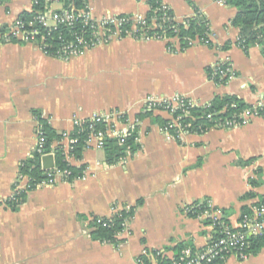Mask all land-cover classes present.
Segmentation results:
<instances>
[{"label":"crops","instance_id":"crops-1","mask_svg":"<svg viewBox=\"0 0 264 264\" xmlns=\"http://www.w3.org/2000/svg\"><path fill=\"white\" fill-rule=\"evenodd\" d=\"M162 1L177 22L203 14L212 46L196 42L172 52L167 40L125 37L59 59L33 43L0 44L1 201L12 196L19 181L25 187L20 165L32 155L42 122L59 133L73 128L74 117L115 110L132 122L148 96L183 95L198 104L225 94L251 104L262 100L264 58L258 46L245 52L238 44V29L230 24L235 7L225 0ZM32 3L0 0V27L15 22ZM87 5L95 17L145 16L148 11L146 0H87ZM61 7L56 0L51 3L55 10ZM217 63L231 66L233 76L225 83L207 74ZM156 116L170 119L155 110L137 120L133 154L107 164L103 150L92 146L81 159H70L74 166L84 165L82 177L37 185L16 209L2 203L0 264H136L145 250L180 241L202 248L212 227L185 209L203 200L226 211L230 225L237 227L243 207L264 198V117L228 129L183 133L176 140L161 130ZM249 178L259 183L250 186ZM248 192L252 195L245 196ZM137 202L117 245L91 237V217H108L113 209ZM166 253L173 256L172 250ZM222 264H264V249L245 259L230 255Z\"/></svg>","mask_w":264,"mask_h":264},{"label":"trees","instance_id":"trees-1","mask_svg":"<svg viewBox=\"0 0 264 264\" xmlns=\"http://www.w3.org/2000/svg\"><path fill=\"white\" fill-rule=\"evenodd\" d=\"M60 2L63 8L74 7L76 9H82L87 0H56ZM226 4L236 8L235 15L231 18L230 24L238 29L239 37L238 44L247 52L251 46H258L263 58H264V0H225ZM31 9L28 11H22L18 15V20L24 22L26 25L29 21L33 20L44 8V0H32ZM148 11L145 14L146 25L137 26V32L132 35L134 38H141V33L145 34L144 37L150 39H164V38H176V44L178 49L170 41H167V48L172 52L184 51L191 46V40H197L202 43L204 39L210 34L209 22L207 18L199 13L195 12L194 15L184 18L182 21L177 22L174 19L172 10L163 3L162 0H146ZM164 16H170L169 19L162 20ZM155 21V22H154ZM82 25L79 19L76 23L75 29ZM4 27V26H3ZM38 29H42L40 25H36ZM130 29V23L121 25V36L124 37L126 30ZM64 24L59 23L56 29H51L47 38L48 47L50 50V57L57 58L51 51L55 50L62 44V40L72 39L73 31ZM61 36L62 39H58ZM36 37L40 38L41 34ZM14 41V40H12ZM208 46H212L211 43ZM226 43L223 48H227ZM223 67V66H221ZM215 66L207 69V74L212 79L215 72ZM216 83H225L227 79H212ZM264 102V97L262 98ZM244 112L248 114H255L257 116L264 117V105L257 102L256 104L247 103L241 98L232 95H216L210 102L205 105H193L187 106V108H178L171 114L172 118L178 117V122L181 126H184V130L187 133L202 134L210 130L211 128H225L222 127L226 121L241 122ZM151 111L141 112L136 115V119L141 120L143 117H151ZM209 115V116H208ZM153 120L159 123L160 128L167 127L170 119H162L156 116ZM42 130L44 132L46 141L44 148L46 152L53 153V159L55 167L60 170H68L69 174L63 176L62 179L71 182L73 179L82 177L84 165L74 166L70 163V159L79 160L82 158L83 151L85 150L84 138L86 136V130L78 132L77 128H73L70 133L72 136H77L78 141L72 146V150L66 151L61 140V133L52 130L46 123L42 122ZM137 130L138 126L134 125L130 128L127 135L119 138L108 137L103 145L104 161L107 164H113L121 160L128 153L133 154L137 150ZM172 131L175 129H171ZM176 140H179L176 138ZM41 158L38 153L33 152L32 155L24 160L20 165V174L26 177V187L14 192L12 197L4 200V203L11 209H16L21 204L28 191L34 189L38 183H40L45 177V172L41 168ZM241 163V162H240ZM248 163L243 162V164ZM242 164V163H241ZM259 173V170L256 171ZM248 183L250 186H255L259 182L254 178H249ZM252 192H248L245 196H251ZM258 201H262L258 200ZM257 201V202H258ZM139 205L137 202L135 205L117 208L111 216L100 217L93 216L90 218L92 225V231L90 235L93 239L100 242H107L113 245H117L122 239L118 237V234L123 230V223L127 221L134 213L135 208ZM186 213L191 217H199L198 215L203 211H211L217 207H210L207 200L195 202L188 206ZM221 217L217 222H213L208 218H200L204 225H210L212 227V235L209 241L215 240L219 237L218 222L223 221L230 225L227 218V212L219 209ZM250 212V207H243L241 215L243 213ZM97 219H101L97 222ZM238 221V223H239ZM233 230H238L239 227L231 226ZM190 248L194 253L200 251L202 248H196L192 243L186 241H180L173 246L164 247V249L145 250L136 258V264H171L173 259H176L180 252ZM264 249V234H247L245 251L250 255H255L259 251ZM172 250L173 256L169 257L167 251ZM224 259L215 258L214 264H222Z\"/></svg>","mask_w":264,"mask_h":264},{"label":"built area","instance_id":"built-area-1","mask_svg":"<svg viewBox=\"0 0 264 264\" xmlns=\"http://www.w3.org/2000/svg\"><path fill=\"white\" fill-rule=\"evenodd\" d=\"M53 1L55 0H44L43 11L34 17L33 20L29 21L27 25L17 19L15 22L9 25L0 27V44L12 40L33 43L45 55L49 56L50 54L48 53H50V50L48 47L47 38L51 29H56L57 25L61 23L74 30L76 23L80 19L82 25L73 31V38L62 40V44L55 50L51 51V54H54L57 58L67 59L71 56H80L88 49H91L96 45L106 44L113 39H122L125 37L134 38L132 35L138 31L137 26L146 25L144 16H136L131 14H105L102 17H95L89 11L87 4L82 9H76L74 7H61V9L55 10L51 8V3ZM217 1L224 3V0ZM169 18L170 16H164L162 20L164 21ZM126 23H130V29L126 30V32H124L125 36L122 37L120 28L121 25ZM37 24L40 25L42 29H38L36 27ZM38 34H41L40 38L36 37ZM144 36L145 34L142 32L141 38L135 39H150ZM58 39H62L61 36H59ZM159 40L170 41L172 45L177 43L175 37ZM196 42L198 41L191 40V46ZM202 43L206 45L211 43L209 35ZM214 66L216 69L213 73L212 79L216 77L219 80H228L233 76L231 66L228 63H217ZM259 103L264 105L262 100H260ZM205 104L207 103H195L183 95H174L172 97L163 98L148 96L145 98L144 103L142 104V111L154 112L155 110H160L167 113L170 116V122L167 127L161 128V130L169 137L176 139L179 138L183 133L187 132L184 130V126H181L178 122V117L172 118L171 114L174 113L178 108L185 109L187 106L189 107L193 105ZM253 116L257 115L244 112L241 122L226 121L222 127L227 126L228 128H231L245 125ZM137 120L138 119H133L131 122L124 113L115 110L110 112L93 113L87 118L74 117L72 119V125L73 128H77L79 133L86 130V136L84 138L85 149L91 148L92 146L102 149L105 140L108 137L119 138V141H121L122 137L127 135L130 128L136 124ZM171 129L175 130L172 131ZM71 130H63L60 132V142L63 143L66 151L72 150V146L78 141L77 136L71 135ZM36 139L37 140L33 152L38 153L41 159L45 155H52L53 157L52 152L45 151L44 143L46 138L42 130V126H40L37 130ZM43 170L46 177L40 183H38V185L52 184L57 178H62L63 176L69 174L68 170H60L56 168L54 159L53 167ZM25 187L24 185H21L19 181L15 185L12 195L15 191L24 189ZM2 203H4V201L0 200V206ZM208 205L210 207H214L209 202ZM188 209L189 208L186 207L185 211ZM116 210L118 209H113V211ZM198 216L199 218H208L213 222H217L220 219L221 214L218 208H216L211 211H203ZM100 220L101 219H97V222H100ZM126 224L127 221H124L123 230L126 228ZM238 227V230H233L231 225H228L223 221H219V237L213 241H209L200 251L193 253L190 248L183 249L179 256L172 260L171 264H214L213 260L215 258L225 259L230 255H234L240 259L247 258L248 254L245 251L247 234H264V198L262 201H258L251 205L250 212L243 213L241 215V220L238 223Z\"/></svg>","mask_w":264,"mask_h":264},{"label":"water","instance_id":"water-1","mask_svg":"<svg viewBox=\"0 0 264 264\" xmlns=\"http://www.w3.org/2000/svg\"><path fill=\"white\" fill-rule=\"evenodd\" d=\"M41 165L43 169H49L53 167V157L52 155H45L41 159Z\"/></svg>","mask_w":264,"mask_h":264},{"label":"rangeland","instance_id":"rangeland-1","mask_svg":"<svg viewBox=\"0 0 264 264\" xmlns=\"http://www.w3.org/2000/svg\"><path fill=\"white\" fill-rule=\"evenodd\" d=\"M58 4L54 3L53 7H56Z\"/></svg>","mask_w":264,"mask_h":264}]
</instances>
